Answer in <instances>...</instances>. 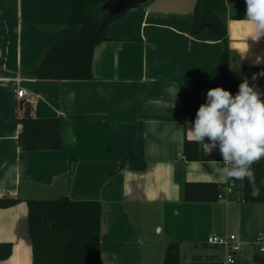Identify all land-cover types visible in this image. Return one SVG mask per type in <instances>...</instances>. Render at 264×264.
Returning a JSON list of instances; mask_svg holds the SVG:
<instances>
[{
	"label": "crops",
	"instance_id": "0c3cea01",
	"mask_svg": "<svg viewBox=\"0 0 264 264\" xmlns=\"http://www.w3.org/2000/svg\"><path fill=\"white\" fill-rule=\"evenodd\" d=\"M195 3L147 0L128 9L95 48L91 80L40 82L26 72L76 33L71 2L0 0V198L20 200L0 209V243L12 244L0 264H32L26 201L59 197L102 204L100 264L102 253L107 264H163L170 242L178 245V264H228L227 250L207 243L213 234L242 243L232 264H256L264 202L243 201L241 183L227 199H184L186 182L223 187L227 180L218 146L208 153L201 145L202 160L183 152L194 122L183 121L179 86L207 77L224 50L209 30L190 36ZM226 8L230 77L264 81V37H250L245 0H226ZM26 105L32 118L60 120V149H20L16 118ZM128 152L142 170L118 171Z\"/></svg>",
	"mask_w": 264,
	"mask_h": 264
},
{
	"label": "trees",
	"instance_id": "16d2710c",
	"mask_svg": "<svg viewBox=\"0 0 264 264\" xmlns=\"http://www.w3.org/2000/svg\"><path fill=\"white\" fill-rule=\"evenodd\" d=\"M106 0H70L72 15L70 25L77 27L74 35L56 41L26 72L37 81L91 80L92 57L95 48L107 40L106 33L112 21L122 16H107L100 11ZM226 0H196L190 36H198L209 30L223 44L222 56L212 72L205 78H186L179 86L183 96L184 122H194L199 107L206 103L208 90L222 87L235 96L242 79L229 75V44L224 18ZM98 10L101 19L92 14ZM264 100V81L248 80ZM21 108V106L19 107ZM22 109V108H21ZM20 126L17 137L22 151L58 150L62 147L60 120L58 118H32L29 106L23 107V115L16 118ZM183 152L187 160H202L201 145L185 140ZM222 158V156H221ZM255 187L259 195H250L252 186L247 179L241 183L242 200L248 203L264 202V159L253 164ZM144 163L128 152L118 163L123 169L142 170ZM218 186L213 183H189L184 185L187 202L216 201ZM20 203L19 199L0 198V209ZM27 230L32 247V264H100V235L102 204L98 201H72L67 197L54 200H27ZM11 243H0V261L10 257ZM256 264H264V255L255 254ZM163 264H178V245L170 242L165 250Z\"/></svg>",
	"mask_w": 264,
	"mask_h": 264
},
{
	"label": "clouds",
	"instance_id": "9594fccd",
	"mask_svg": "<svg viewBox=\"0 0 264 264\" xmlns=\"http://www.w3.org/2000/svg\"><path fill=\"white\" fill-rule=\"evenodd\" d=\"M245 3L244 20L253 26L250 37L259 41L264 37V0H245ZM256 79L254 74L252 80ZM174 94L176 96L177 91ZM187 135L190 141L203 145L208 153L218 146L226 177L247 179L252 186L250 195H259L252 166L264 159V100L248 79L239 84L235 96L222 87L208 90L206 103L199 107ZM206 138L208 143H205ZM112 259H116L115 254ZM102 260L107 264L103 253Z\"/></svg>",
	"mask_w": 264,
	"mask_h": 264
},
{
	"label": "built area",
	"instance_id": "2783aa9c",
	"mask_svg": "<svg viewBox=\"0 0 264 264\" xmlns=\"http://www.w3.org/2000/svg\"><path fill=\"white\" fill-rule=\"evenodd\" d=\"M18 100L23 98V91L18 90L16 92ZM221 165L224 167L222 160ZM243 180H234L227 178L224 186H218L217 199H227L238 186V183H242ZM207 243L213 246H221L227 250L226 262L232 264L234 262V256L241 250L242 243L238 240L234 234H213L207 238ZM253 244L256 246L257 253L264 255V232H258L255 234Z\"/></svg>",
	"mask_w": 264,
	"mask_h": 264
},
{
	"label": "water",
	"instance_id": "95a60500",
	"mask_svg": "<svg viewBox=\"0 0 264 264\" xmlns=\"http://www.w3.org/2000/svg\"><path fill=\"white\" fill-rule=\"evenodd\" d=\"M145 1L147 0H106L100 4V11L107 16H115Z\"/></svg>",
	"mask_w": 264,
	"mask_h": 264
},
{
	"label": "rangeland",
	"instance_id": "374dc122",
	"mask_svg": "<svg viewBox=\"0 0 264 264\" xmlns=\"http://www.w3.org/2000/svg\"><path fill=\"white\" fill-rule=\"evenodd\" d=\"M95 17H96V19L99 17L98 16V10L95 11Z\"/></svg>",
	"mask_w": 264,
	"mask_h": 264
}]
</instances>
